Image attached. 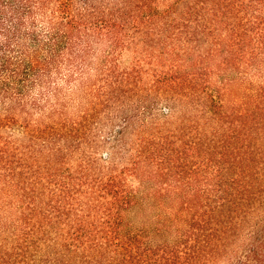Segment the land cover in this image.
<instances>
[{
	"label": "trees",
	"instance_id": "trees-1",
	"mask_svg": "<svg viewBox=\"0 0 264 264\" xmlns=\"http://www.w3.org/2000/svg\"><path fill=\"white\" fill-rule=\"evenodd\" d=\"M0 264H264V0H0Z\"/></svg>",
	"mask_w": 264,
	"mask_h": 264
},
{
	"label": "rangeland",
	"instance_id": "rangeland-1",
	"mask_svg": "<svg viewBox=\"0 0 264 264\" xmlns=\"http://www.w3.org/2000/svg\"><path fill=\"white\" fill-rule=\"evenodd\" d=\"M125 59L129 63L131 56ZM177 202L173 194H160L156 188L147 185L141 190L138 202L125 214V231L139 235L147 244L173 240V229L167 230V227L176 222L174 216Z\"/></svg>",
	"mask_w": 264,
	"mask_h": 264
}]
</instances>
